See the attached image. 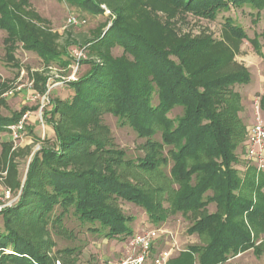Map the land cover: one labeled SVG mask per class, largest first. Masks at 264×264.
Instances as JSON below:
<instances>
[{
	"label": "trees",
	"instance_id": "trees-1",
	"mask_svg": "<svg viewBox=\"0 0 264 264\" xmlns=\"http://www.w3.org/2000/svg\"><path fill=\"white\" fill-rule=\"evenodd\" d=\"M66 1L91 14L104 13L103 6H107L114 20L108 32L101 31L85 42L90 54L101 62L90 61V73L68 83L74 91L70 101L52 102L51 118L46 122L54 129L56 146L43 147L34 156L20 203L1 212L5 232L0 233V264H54L30 233L28 223L47 224L57 208L60 213L55 220L75 218L81 225H90V232L111 240H126L133 234L129 227L132 220L122 214L117 200L141 206L153 221L159 220L147 191L122 181L113 170L102 173L100 156L94 163L91 159L109 152L116 154L114 162H123V153L106 151L100 138L65 126L66 120L74 125L88 124L104 114L118 118L122 126H130L141 137L160 134L161 142L150 140L147 155L134 165L158 170L168 161L162 156L168 149L171 175L180 185L174 196L178 211L199 213L210 203L217 205L216 214L202 216L188 230L211 239L207 247L189 248L191 254L199 255L200 264H222L231 253L255 248V236L248 225L254 230L264 226V195L260 193L256 203L246 198L243 190L258 192L260 187L243 183L233 168L235 150L246 135L239 117L241 95L234 87L250 83L248 69L236 66L227 71L223 58L199 64L200 57L213 46L210 39L166 46L164 39L145 33L144 23L133 22L119 0ZM151 1L212 20L231 8L264 10V0ZM37 23L49 25L29 9L27 0H0V29L7 33L9 55L21 45L47 65L69 66V46L77 44L61 47L57 35ZM226 25L236 39L247 38L230 20ZM260 38L264 40V32ZM258 40L253 42L256 47ZM113 47H121L123 55L114 58ZM176 108H181L183 115L168 118ZM55 116L63 120L55 122ZM22 118L23 113L9 119L0 117V134Z\"/></svg>",
	"mask_w": 264,
	"mask_h": 264
},
{
	"label": "rangeland",
	"instance_id": "rangeland-1",
	"mask_svg": "<svg viewBox=\"0 0 264 264\" xmlns=\"http://www.w3.org/2000/svg\"><path fill=\"white\" fill-rule=\"evenodd\" d=\"M29 9L41 19L49 22V30L57 35V44L61 47L69 43L72 62L63 67L58 64L47 65L38 54L25 50L21 45L9 55L6 44L7 33L0 29V117L12 118L23 113L28 119L24 131L15 139L11 127L0 134V233L5 232L4 218L1 212L20 203L23 188L27 180L28 169L34 156L43 147L56 146L55 132L49 122L53 101H70L74 91L68 83L75 82L92 70L90 61H101L92 56L85 42L93 40L101 31L108 32L114 18L107 6L104 13L90 12L71 7L66 0H27ZM128 9L130 19L143 24V30L150 37L164 39L166 46L193 39H210L213 46L199 59L203 64L215 58L226 60V70L236 66L248 69L251 81L245 86H235V92L241 95L239 117L246 128L244 142L235 150L237 162L233 168L243 183H254L257 191L243 190L242 194L254 203L264 195V170L248 154L249 130L258 123L264 124V10L257 11L249 7L223 10L216 19H205L191 13L175 10L169 6L156 4L151 0H119ZM75 18L77 24L69 23ZM230 20L247 35L241 41L229 31L226 23ZM258 38L259 45L253 42ZM114 58L123 55L121 47L110 50ZM45 93H42V90ZM154 106L157 98L154 97ZM48 115L46 116L45 114ZM183 115L181 108H176L167 116L177 119ZM55 122L63 120L54 117ZM65 126L73 132H81L100 138L106 144V151L121 152L124 161H113L116 154L105 152L96 154L94 163L99 160L102 173L113 170L122 181L147 191L154 204V213L159 220L153 221L147 210L141 206L117 200L122 214L131 219L129 227L133 234L126 240H111L103 235L90 232V225L81 223L72 217H65L61 222L55 220L60 213L57 208L50 214L47 224L28 223L30 233L36 237L43 252L54 264H113L133 259L141 251L133 246L137 238L156 233L152 248V258L161 253H169L168 264H200L199 255L191 254V247H207L211 241L207 234H190L188 230L204 215L216 214L217 205L210 203L205 211L183 213L174 205V196L180 185L171 175L173 162L165 148L162 156L167 158L158 170H146L134 165L145 158L149 150V141L161 142L160 134L154 137H141L130 126H122L119 119L111 114H104L88 124H70ZM94 151V147L92 148ZM115 155V156H114ZM264 156V151H263ZM264 158V157H263ZM106 170V171H105ZM211 195L207 193L206 196ZM205 196V200H206ZM246 222V218H245ZM247 223V222H246ZM248 224V223H247ZM255 236V248L240 253H231L222 264H264V226L256 230L248 225ZM258 248V250L256 249ZM12 253V252H8Z\"/></svg>",
	"mask_w": 264,
	"mask_h": 264
},
{
	"label": "built area",
	"instance_id": "built-area-1",
	"mask_svg": "<svg viewBox=\"0 0 264 264\" xmlns=\"http://www.w3.org/2000/svg\"><path fill=\"white\" fill-rule=\"evenodd\" d=\"M69 23L71 24H77L76 19L72 18L70 19ZM28 119V116H23L22 120L11 127L15 134V139L19 138V135H21L25 129L24 123L25 120ZM264 124L258 123L257 125H254L249 130V137H248V154L250 158L259 163L260 170H264ZM156 240V233H150L146 237H141L135 239L132 243L134 247H137L141 254L134 257L133 259H127L123 260L118 263L113 264H168L170 260L169 253H161L158 256H155L152 258V248L154 241Z\"/></svg>",
	"mask_w": 264,
	"mask_h": 264
}]
</instances>
